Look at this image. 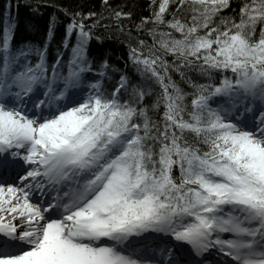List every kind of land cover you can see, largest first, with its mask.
Returning a JSON list of instances; mask_svg holds the SVG:
<instances>
[{
	"label": "snow or ice",
	"instance_id": "obj_1",
	"mask_svg": "<svg viewBox=\"0 0 264 264\" xmlns=\"http://www.w3.org/2000/svg\"><path fill=\"white\" fill-rule=\"evenodd\" d=\"M103 5L52 62L55 16L0 27V264H264V0ZM101 27L139 81L90 55Z\"/></svg>",
	"mask_w": 264,
	"mask_h": 264
},
{
	"label": "trees",
	"instance_id": "obj_2",
	"mask_svg": "<svg viewBox=\"0 0 264 264\" xmlns=\"http://www.w3.org/2000/svg\"><path fill=\"white\" fill-rule=\"evenodd\" d=\"M240 0H232V6L236 7ZM30 5L39 3L40 7L38 11H33L31 6H28L25 0H0V27L3 26L6 19L9 18V12L11 19L18 25V31L16 32L15 41H32L34 43L42 44L45 40V36L48 30L49 22L53 16L57 18L56 37L53 41H59L63 38L66 25L71 21V14L80 12L87 14L89 12L101 13L105 16L109 15L103 0H28ZM151 0H109V6L113 9H123L124 12L131 11L133 13L132 20L136 23L139 22L142 16L150 15L149 4ZM19 5V7H17ZM63 9L68 11V15H65ZM173 10H175L173 8ZM226 15L231 14V10H225ZM86 23H92V20L86 21ZM103 23H110L105 20ZM123 23L126 26L131 24V21L124 20ZM97 35L103 38L102 43L93 40L96 46L93 48V43L90 45V55L102 59L107 57L110 60L109 55L124 59L125 48L129 46L128 39L114 31L106 32L103 28L96 30ZM136 35L133 29V36ZM111 37V38H109ZM74 39V37H73ZM149 42H150V38ZM97 47V48H96ZM124 61V60H123ZM173 78L180 84L185 91H192L188 84L182 82L180 77L176 73H172ZM193 77L194 73H189ZM154 89L159 91L158 87L154 85ZM154 97H146L145 103L150 104Z\"/></svg>",
	"mask_w": 264,
	"mask_h": 264
},
{
	"label": "bare ground",
	"instance_id": "obj_3",
	"mask_svg": "<svg viewBox=\"0 0 264 264\" xmlns=\"http://www.w3.org/2000/svg\"><path fill=\"white\" fill-rule=\"evenodd\" d=\"M97 48V47H96Z\"/></svg>",
	"mask_w": 264,
	"mask_h": 264
}]
</instances>
